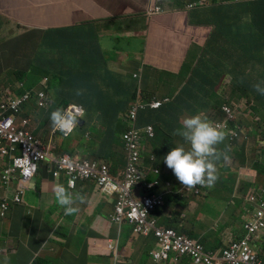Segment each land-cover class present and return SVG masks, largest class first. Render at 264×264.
Returning <instances> with one entry per match:
<instances>
[{"label": "clouds", "instance_id": "9594fccd", "mask_svg": "<svg viewBox=\"0 0 264 264\" xmlns=\"http://www.w3.org/2000/svg\"><path fill=\"white\" fill-rule=\"evenodd\" d=\"M215 1L218 3H143L147 6L142 12L145 18L166 15L168 4L170 10L176 11L172 14L186 16L191 37L180 69L194 70L205 55V66L211 70L204 76H214L212 92L206 80L197 76L200 72L189 77H195L196 98L205 105L196 110L171 104L170 96L177 95L189 78L175 93H165L161 88L147 92L139 83L129 86L116 64L108 79L90 82L84 88L83 83L74 81L67 91L54 92L56 71L67 67L51 68L52 52L82 49L95 43L116 19L110 13L89 20L85 29L57 36L48 33L50 29L29 28L15 22L8 25V19L4 28L0 22L1 219L17 207L28 206L27 197L33 193L34 184L45 178L52 182L54 200L63 207L62 218L71 231L76 226H89L97 218L117 229L118 239L106 242L108 264H264V53L262 50L245 60L247 53L239 52L230 60L227 54L231 52L224 47V66L212 69L216 48L210 51L205 39L192 43L194 27L201 28L208 14L212 17V7L217 11L219 24H226L229 18L240 24L257 19L245 31L255 40H262L264 20L260 21L259 13L264 10L257 0ZM233 4H240V8L234 10ZM7 41L16 46L5 47L3 43ZM44 43L47 51L41 50ZM114 44L125 50L119 55V65L133 69V78L139 82L144 65L152 66L142 57L147 42L143 43L144 49L132 50L126 36L121 35L114 39ZM138 47L136 44L135 48ZM70 72H66V77ZM108 96L124 99L126 108L103 121L109 112L105 104ZM90 114L99 115L98 121L89 120ZM133 131L138 134V163H134L133 151L125 138ZM75 137L73 150L56 145L70 143ZM155 143L158 146H153ZM162 163L173 171V180L162 178ZM131 164L142 175L134 182L128 176ZM226 173L235 175V196H240L235 198L243 202L242 210L233 209L234 222L216 220L205 230L206 226L187 228L171 223L174 219L166 212L170 204L189 203L207 196ZM74 198L78 201L74 202ZM136 210L145 213L143 221L130 220ZM163 217L168 221L164 222ZM139 225L141 229L136 230ZM125 228L137 239L135 242L153 239L155 245L146 247L138 256L121 252L119 234ZM159 230L173 234L161 240ZM47 234L53 240L61 235L59 231L53 232V227ZM95 258L104 260L101 254L90 257L92 262L85 260L88 264L101 262ZM35 262L36 258L27 264Z\"/></svg>", "mask_w": 264, "mask_h": 264}, {"label": "crops", "instance_id": "0c3cea01", "mask_svg": "<svg viewBox=\"0 0 264 264\" xmlns=\"http://www.w3.org/2000/svg\"><path fill=\"white\" fill-rule=\"evenodd\" d=\"M149 1L152 0H0V22L4 28L7 27L8 19L29 28L52 31L54 28L52 22L56 18L55 8L58 6H65L68 14L74 11L80 12L84 23L110 13V16L116 19L110 22L103 37L95 43L87 44L82 49L52 52L49 59L50 67L73 68L71 70L76 74L75 82L83 83L82 88H84L90 82L97 83L102 79L110 78V70L113 64H116L119 73L128 80L129 86L131 83L135 85L139 83L145 91L153 92L158 88L164 89V85L169 81L165 78L166 76L184 75V79H187L193 75V70L191 68L180 69L186 56L187 43L191 37V28L187 25L186 16L183 13L172 14L176 11L170 10L171 6L168 4L166 15L145 18L142 12L147 6L143 3ZM237 1L241 3L246 0ZM200 32V27H194L193 40L201 37ZM50 34L53 35V33ZM54 35L61 34L54 33ZM121 35L126 36L129 42L128 48L132 50L144 49L143 43L147 42V49L144 50L142 57H145L146 63L152 66L144 65L141 74L138 73L139 82L133 78V74H136L133 69L119 65V55H123L125 50L116 48L114 39ZM136 44H139L138 48H135ZM55 58H59L60 62L51 65ZM130 97L131 95L128 100ZM105 104L109 112L102 118L103 121H107L106 116L108 115L118 116V113L126 108L124 99L116 100L111 96L107 97ZM99 117L97 114H90L89 120L98 121ZM75 140H77L76 137L70 143L57 142L56 145L66 150H73ZM153 146H158V144L155 143ZM160 169L163 170V176L168 174L167 179H174L173 171L163 163ZM242 172L249 174L246 170ZM235 181L234 174L226 173L220 177L207 196L195 198L189 203L170 204L166 212L174 219L171 223L191 228L210 226L216 220L234 222L231 219L233 209L242 210L243 208V202L235 198L240 197L235 196L237 194ZM51 184V181L48 182L42 178L34 184L33 193L27 197L28 206L17 207L7 218H0V248L6 245L0 250V262L2 264H27L36 258L48 260L47 264H88L86 258L92 262L90 257L101 254L104 260L98 259L101 262L97 264H108L106 242L109 239L114 241L118 239L117 229L108 221L97 218L93 224L82 229L76 226L71 231L62 218L63 207L56 204L54 200ZM76 201L78 199L74 198V202ZM103 207L108 208L106 204ZM162 220L168 221L165 217ZM207 226L202 229L205 230ZM51 227H53V232L61 233L58 236L59 239L53 240L49 235L46 241L39 244L40 231L48 233ZM73 240L84 243L80 244L79 255L75 254L77 242L70 243ZM135 241L137 239H133L129 229L125 228L119 234L120 251L138 256L146 247L155 245L153 239ZM18 242H22L21 253L17 250L19 246L15 248ZM132 242L134 243L131 246ZM78 256H82L83 259Z\"/></svg>", "mask_w": 264, "mask_h": 264}, {"label": "trees", "instance_id": "16d2710c", "mask_svg": "<svg viewBox=\"0 0 264 264\" xmlns=\"http://www.w3.org/2000/svg\"><path fill=\"white\" fill-rule=\"evenodd\" d=\"M214 3H218L215 0H213ZM257 2H260V6L264 10V0H257ZM234 7L233 9L240 8V4H233ZM215 7H212L209 9L210 14L212 17H209V14L207 16V19L203 26L200 28L201 32L199 38L205 39L207 42V47L212 50V48H216V57H215V62L214 66L212 69L218 68L223 65V57L221 55L222 49L225 47L228 50H230L231 54H227V59L232 60L234 56L239 53V52H245L247 53V57L245 60H249L256 55H258L262 50L264 53V38L260 37L262 40H255L252 35L247 33L245 30V27L251 28L254 24L258 22L257 19H254L250 22L246 23H238L234 22L231 18H229V21L226 22V24H219L218 23V18L217 16V11L214 10ZM217 9V8H216ZM208 11V10H207ZM231 15V14H229ZM55 20L52 22L53 25V30L48 32V33H59L62 35H68L71 32L85 29L86 24L84 23V20L82 18V14L78 11H74L71 14L67 13L66 7L65 6H58L55 8ZM260 21L264 20V12L260 11L259 13ZM215 28V29H214ZM214 30V32H213ZM212 38H210V35L212 34ZM194 44H198V41H194ZM194 52H191V55H193ZM60 62L59 58H55L52 62L51 65L58 64ZM40 65V64H39ZM227 67V66H226ZM71 67H67L66 69L62 70H57L56 71V76L54 77V85L52 86L54 92L60 93L62 91H67L69 89V86L73 84L75 81L76 74L74 71H72ZM71 70L70 74L68 77H66V72ZM211 69L207 66H205V55L202 57V60L200 63L197 65V67L193 70V75H197L199 73L200 78H204L206 80V86L208 89L212 92L214 90V85L212 83L213 75L209 76H204L207 72H209ZM195 77H191L188 79L187 83L182 87L180 92L175 95V96H170L171 98V104L175 105L176 103L180 104L181 107L184 110H196L198 107H204L205 105H202L198 102L196 98V82H195ZM24 79H25V74H24ZM27 85V82H26ZM208 108L206 109V112L208 111ZM140 125V122L138 123ZM115 134L112 133V139L114 140ZM115 142V140H114ZM49 235L47 233H41L40 238L38 239V243L41 244L44 241L48 239ZM77 241L73 240L70 241V243H75ZM22 242H18V244H15V248H17L18 253L22 252ZM2 247H6V245H3ZM1 247V248H2ZM81 245L77 242L76 249H75V254L79 255L80 250L79 248ZM0 248V250H1ZM5 249H13V248H5ZM10 251V250H8ZM48 260L46 259H36L35 264H47ZM0 264H2L0 262ZM5 264V263H4Z\"/></svg>", "mask_w": 264, "mask_h": 264}, {"label": "built area", "instance_id": "2783aa9c", "mask_svg": "<svg viewBox=\"0 0 264 264\" xmlns=\"http://www.w3.org/2000/svg\"><path fill=\"white\" fill-rule=\"evenodd\" d=\"M137 137H138V134L137 132H130L129 134L125 135V138L127 139L128 141V145L129 147L132 149L133 151V154H134V157L133 159L136 160L134 163H138V153L136 151L137 149ZM29 147L30 145H27L26 148H25V151H26V155L29 154ZM128 176L130 177L131 179V182H134L135 180H139L141 179L142 175L141 173L136 169V167L131 164L128 166ZM144 216H145V213L141 210H136V212L133 214V216H130V220L131 221H143L144 220ZM141 229V226L139 225L136 230H140ZM173 234L172 231H164V230H159L157 231V235L160 237L161 240H167L168 238H170L169 236H171Z\"/></svg>", "mask_w": 264, "mask_h": 264}, {"label": "rangeland", "instance_id": "374dc122", "mask_svg": "<svg viewBox=\"0 0 264 264\" xmlns=\"http://www.w3.org/2000/svg\"><path fill=\"white\" fill-rule=\"evenodd\" d=\"M13 23V21H9V24L8 25H11ZM5 47H10V48H13L16 46V44H13L12 42H5L3 43ZM41 50L42 51H47L48 50V47L47 45L44 43L42 46H41ZM167 80H169L165 85H164V92L165 93H168V94H172V93H175L178 88L184 83L185 79H184V75H181V76H166L165 77ZM41 87V86H40ZM101 122L99 124V128L101 127ZM168 176V174H165V176H162V178L166 179V177ZM100 257V256H98ZM99 258H95L94 260L97 262Z\"/></svg>", "mask_w": 264, "mask_h": 264}]
</instances>
